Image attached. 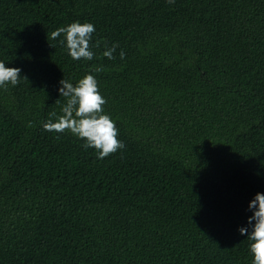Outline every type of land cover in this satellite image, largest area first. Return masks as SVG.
<instances>
[{"label": "trees", "instance_id": "obj_1", "mask_svg": "<svg viewBox=\"0 0 264 264\" xmlns=\"http://www.w3.org/2000/svg\"><path fill=\"white\" fill-rule=\"evenodd\" d=\"M73 22L92 60L50 38ZM0 62L27 78L0 88V264H252L264 0H0ZM88 74L124 145L103 159L43 127Z\"/></svg>", "mask_w": 264, "mask_h": 264}, {"label": "clouds", "instance_id": "obj_2", "mask_svg": "<svg viewBox=\"0 0 264 264\" xmlns=\"http://www.w3.org/2000/svg\"><path fill=\"white\" fill-rule=\"evenodd\" d=\"M172 3L173 0H168ZM95 32V26L91 23L73 22L66 27H59L50 34L55 40L63 34L64 39L60 43L67 48L68 55L73 60H92L94 52L91 50L90 41ZM116 45L104 51L103 56L113 59ZM121 59L124 52L120 53ZM97 72L103 71L97 68ZM21 69L6 67L0 62V88H7L10 84L16 86L22 79ZM58 89L59 95L66 99L62 107V115L55 122L51 120L44 123L46 131L63 133L70 132L85 141V148H93L98 152V159H103L124 147L117 139L118 129L114 121L103 114V106L106 101L99 92L96 78L85 75L74 86L62 79ZM58 102V100L56 101ZM248 209L252 215L247 220L248 227L238 229L240 235L247 236L250 243V253L253 257L252 264H264V193H257L250 201Z\"/></svg>", "mask_w": 264, "mask_h": 264}]
</instances>
